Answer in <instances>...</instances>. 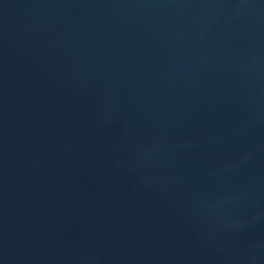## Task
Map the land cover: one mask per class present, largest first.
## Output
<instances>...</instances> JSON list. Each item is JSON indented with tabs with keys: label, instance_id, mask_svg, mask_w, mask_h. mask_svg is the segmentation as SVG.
Returning a JSON list of instances; mask_svg holds the SVG:
<instances>
[{
	"label": "water",
	"instance_id": "water-1",
	"mask_svg": "<svg viewBox=\"0 0 264 264\" xmlns=\"http://www.w3.org/2000/svg\"><path fill=\"white\" fill-rule=\"evenodd\" d=\"M0 264H264V0H0Z\"/></svg>",
	"mask_w": 264,
	"mask_h": 264
}]
</instances>
